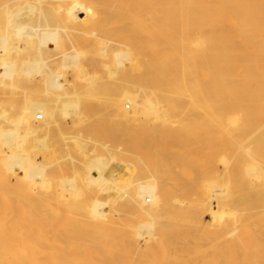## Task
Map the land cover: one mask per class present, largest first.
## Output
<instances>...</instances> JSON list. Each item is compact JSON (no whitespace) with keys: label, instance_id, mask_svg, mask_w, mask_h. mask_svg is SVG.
I'll use <instances>...</instances> for the list:
<instances>
[{"label":"bare ground","instance_id":"1","mask_svg":"<svg viewBox=\"0 0 264 264\" xmlns=\"http://www.w3.org/2000/svg\"><path fill=\"white\" fill-rule=\"evenodd\" d=\"M0 264H264V0H0Z\"/></svg>","mask_w":264,"mask_h":264},{"label":"rangeland","instance_id":"2","mask_svg":"<svg viewBox=\"0 0 264 264\" xmlns=\"http://www.w3.org/2000/svg\"><path fill=\"white\" fill-rule=\"evenodd\" d=\"M201 218L204 221L210 219V211H208V210L203 211L201 213Z\"/></svg>","mask_w":264,"mask_h":264}]
</instances>
